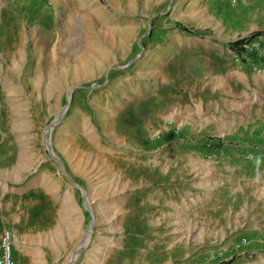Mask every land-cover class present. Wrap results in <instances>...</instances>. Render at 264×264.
Segmentation results:
<instances>
[{
  "label": "rangeland",
  "instance_id": "374dc122",
  "mask_svg": "<svg viewBox=\"0 0 264 264\" xmlns=\"http://www.w3.org/2000/svg\"><path fill=\"white\" fill-rule=\"evenodd\" d=\"M255 31L264 0H0L17 263L264 264L229 213L264 181V38L227 48Z\"/></svg>",
  "mask_w": 264,
  "mask_h": 264
},
{
  "label": "crops",
  "instance_id": "0c3cea01",
  "mask_svg": "<svg viewBox=\"0 0 264 264\" xmlns=\"http://www.w3.org/2000/svg\"><path fill=\"white\" fill-rule=\"evenodd\" d=\"M234 185H236L235 181L233 183V186H231V187L233 188ZM170 191H171V189L168 190V192H170ZM234 191H235V189H234ZM240 200H241L242 206L240 205L239 207H241V208H239L238 210H234V211H232V209H230L229 213H264V181L259 184L258 189L250 188L248 194L246 193V195L244 197H241ZM25 233H27V232H25ZM25 247H27L26 244H25ZM27 248H28V250L31 249L30 246ZM94 264H106L105 261L103 260V255H102L101 249L99 251L98 258L96 259Z\"/></svg>",
  "mask_w": 264,
  "mask_h": 264
},
{
  "label": "built area",
  "instance_id": "2783aa9c",
  "mask_svg": "<svg viewBox=\"0 0 264 264\" xmlns=\"http://www.w3.org/2000/svg\"><path fill=\"white\" fill-rule=\"evenodd\" d=\"M0 264H18L14 255L13 232L7 227L0 232Z\"/></svg>",
  "mask_w": 264,
  "mask_h": 264
},
{
  "label": "trees",
  "instance_id": "16d2710c",
  "mask_svg": "<svg viewBox=\"0 0 264 264\" xmlns=\"http://www.w3.org/2000/svg\"><path fill=\"white\" fill-rule=\"evenodd\" d=\"M179 29L181 31L187 32L188 30L183 27V26H179ZM257 37H262L264 38V32L262 31H255L253 33H251L250 35L237 39L235 41H232L230 43L227 44V48L229 50H231L232 52L241 55L242 53L245 52V45H247L251 40H253L254 38Z\"/></svg>",
  "mask_w": 264,
  "mask_h": 264
}]
</instances>
